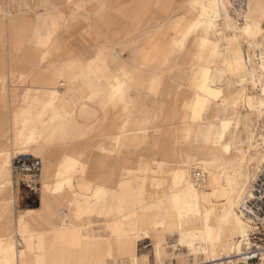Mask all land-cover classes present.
<instances>
[{"label":"bare ground","instance_id":"6f19581e","mask_svg":"<svg viewBox=\"0 0 264 264\" xmlns=\"http://www.w3.org/2000/svg\"><path fill=\"white\" fill-rule=\"evenodd\" d=\"M17 6L14 0H0V41H6L9 55L7 67L0 66V89L7 82L14 84V73L25 74L29 81L19 116L12 115L9 127L0 116V264H15L16 258L25 264H106L115 257L118 264L120 258L123 264H134L129 255L135 242L154 239L158 247L164 235L176 236L188 253L203 256L204 264H239L240 243L235 240L246 237L251 227L242 215L245 200L239 206L242 214L237 203L256 158L250 156L227 174L228 163L214 144L215 130L204 126L202 114L222 94L216 86L222 73L240 79L249 76L254 87L259 83L235 42L245 41L252 30L255 47H264V0L247 1L245 13L237 17L246 26L243 32L229 19L226 0H145L136 5L133 0H38L39 8L26 11L23 18L20 12H12ZM89 7L101 14L113 8L170 9L146 19L117 15L103 27L102 47L94 45L92 52L79 51L63 65L54 64L53 36L65 21L61 8L75 13ZM178 11L184 13L178 16ZM231 28L236 30L235 37L227 39L225 32ZM193 38L197 50L188 62L192 75L187 81L195 94L185 99L178 116H163L160 104L150 110L143 107L140 90L159 99L170 97L163 94L156 74L163 72L165 62L176 53L184 54ZM113 53L127 54L129 62L117 63ZM144 71L148 77L141 76ZM72 85L87 93L86 99L74 103L72 113L59 112L55 100ZM9 95L1 93L2 104ZM238 96L231 104L234 111L239 105L250 106L243 89ZM225 106L216 107L214 113L226 112ZM175 120L180 124L176 130L149 137V129L156 124ZM225 123L218 129L219 139L227 128ZM91 133L107 138L96 146L99 153L93 157L95 145L84 141ZM149 138L151 157L159 151L160 160L137 158V165H128L126 171L140 175L119 181L117 156L129 149L134 156L148 145ZM258 147L264 149V143ZM193 153L197 156L194 164L190 160ZM259 155L257 161L264 158V150ZM26 157L42 163V213L47 217L54 211L47 198L59 200L65 220L61 229L47 225L44 232L26 235L18 227L14 235H1L3 222L12 223L11 161ZM169 158L177 166L166 171ZM71 216L75 220L110 219V237L89 244L79 237ZM195 223H199L196 233ZM14 237L36 244L16 254L10 243ZM76 239L77 244L73 243ZM223 250L228 255L224 259L219 257ZM122 251L128 256L119 257Z\"/></svg>","mask_w":264,"mask_h":264},{"label":"rangeland","instance_id":"374dc122","mask_svg":"<svg viewBox=\"0 0 264 264\" xmlns=\"http://www.w3.org/2000/svg\"><path fill=\"white\" fill-rule=\"evenodd\" d=\"M14 1L16 4L18 3V6L14 8L12 12H20L22 18L25 17L24 13H27L30 9L36 10L39 8L38 0H20V2L19 0ZM144 1L145 0H133V3L136 5ZM162 1L168 2L170 0ZM226 1L227 15L229 19L232 21V24L235 26L237 31L243 32L246 29V26L243 22L239 21L237 17H239V14L245 13V7L248 0ZM167 9L170 8H113L101 14L93 10L92 7L79 9L75 13H71V11H68L67 8H61V11L65 15V21L61 28L53 36L52 43L57 48L53 53V62L54 64L61 66L63 65L64 61L70 60L73 57V54L76 55L79 51L82 53L85 51L92 52L94 45H97L98 48L102 47L103 38L101 32L103 27L105 25H109L110 20L114 19L117 15L135 14L137 15L135 18L142 16L146 19L151 17L153 14H156V12L163 13V11H166ZM183 13V11H178L177 14L178 16H181ZM217 21L218 24H221V15ZM234 30V28L227 29L225 32V37L227 39L234 38L236 34V30ZM248 36L249 38H247L245 41L236 40L235 43L238 44L248 70L252 69L255 71L256 78H259V83H257V86L254 87L250 83L249 76L244 78L242 77L240 79L232 77L227 73H222L216 84L217 88L221 89L222 94L219 99L212 102L210 107L211 110L209 112H203L202 114V119L205 122L204 126L213 127L217 136L219 135L218 129H220L221 123L226 122V130L224 133H222L220 139L215 135L216 141H214V144L221 150V159L228 163L226 169L227 174H231L239 164H242L250 156L256 158V160H254L249 167L251 171V177L249 183L246 186L244 195H242L237 203L238 213H241L239 211V206L244 202V200L251 197V188L253 182L256 180L259 172L264 167V158L260 161H257V158L260 156L259 154H261L264 150L258 147V144L264 143V71L263 74L259 76V67L263 62L264 47L261 49L255 47L257 40L255 34L252 33V30L248 32ZM187 47L188 49L184 54L178 52L172 58L168 59L165 62L163 72L156 74L157 79L162 84L163 94L169 95L170 97L168 99H159L149 95L144 90H140L139 93L143 99V107L150 110L152 109L153 105L160 104L163 107V116L167 114L178 116L185 99L195 94L194 89L189 85L187 79L192 75V69L190 68L188 62L197 50L196 39H190ZM113 55L118 57L117 63L121 61L125 63L129 62V56L127 54H123V56H121L113 53ZM8 59L9 55L6 41H0V66L7 67ZM114 66H116V63L112 64V67ZM146 73L147 72L141 76L148 77L149 75ZM13 80L15 81L14 84L9 85L10 82H7V84L5 83L0 89V96L1 93H10L9 97L6 98L7 101L5 103L2 104L0 101V116L4 119L7 127L10 125L12 115L15 117L19 116L18 108L22 104V97L27 93V91H29V81L25 74L14 73ZM242 89L244 90L245 100L250 102V106L247 104L244 106L239 105L234 111L231 104L239 97V91ZM130 95H133V92H131ZM86 96L87 93H84L82 89H77L76 86L72 85L71 89H65V92L63 91L58 94L54 106L59 112L72 113L74 110V103L85 101ZM225 104L226 112L221 111L218 115H216L214 113L215 108ZM179 126L180 124L178 120L172 121L170 123L156 124L153 128L149 129V137L154 138V136H156L155 134L157 133L163 134L166 131L176 130ZM105 136L109 137L110 134H106ZM150 138L147 143L148 145H145L141 149L137 150L134 156L132 155L133 151L129 149L118 155L117 158L115 157L120 169L119 181L125 182L135 176L140 175L136 172L129 173L126 171V167H128V165H130L132 168L137 165V158L143 160H150L153 158L151 157V151L149 150L151 142ZM105 139L107 138L104 136L98 137L96 133H91L84 139V141L89 145H95V147L91 150V157L99 153V150L96 148V146L107 142ZM99 142H101V144ZM174 146L176 149L175 152H177L178 146H176V144ZM10 154L12 155V152ZM155 154L156 155L153 159L155 161L160 160V152L156 151ZM190 157L191 163L194 164L197 156H195L193 153ZM26 159L32 158L26 157ZM169 159H167L168 162L165 164L166 171H169L170 169H173L177 166L175 159ZM37 160L39 162L41 161L40 159ZM14 161V159L11 161L12 186L10 188L14 197V201L11 205L12 225L2 228V230L9 229L3 233L6 236H10V234L14 235L12 227H14L15 221L19 217L23 216L28 218L30 215H35L38 213L40 209V172H38L36 175H33L29 172H23L22 170L15 169ZM40 165L42 166V163H40ZM54 216L56 225L61 223V219H64L60 212H56ZM243 218L251 227L248 232H251L254 228L251 225L252 221L245 218L244 215ZM109 221L110 219L105 217L95 216L80 219V233L83 235H90L91 237H106L109 233ZM3 223L5 224V222ZM198 225L199 223H197V225L196 223L193 225L192 228L194 233H196V230H198ZM14 239L16 247L21 249L23 243L20 242V238L14 237ZM150 240L153 244H156L157 242L154 239ZM152 243L149 241L141 242L138 244L137 250L138 254L147 255L149 264L151 261L153 264H155ZM159 247H163L165 252V255L162 257L163 263L165 260H171L176 264H180L178 257L181 256L183 250L186 251L188 256H191L187 258L186 264H204L205 258L203 256L194 257L193 255H190V253L187 252V249H184L178 245L176 236H162ZM227 256L226 250L221 251L219 254V257H222L223 259Z\"/></svg>","mask_w":264,"mask_h":264},{"label":"crops","instance_id":"0c3cea01","mask_svg":"<svg viewBox=\"0 0 264 264\" xmlns=\"http://www.w3.org/2000/svg\"><path fill=\"white\" fill-rule=\"evenodd\" d=\"M14 199V197H13ZM39 201H40V209H39V212L36 213L35 215H30L28 218H25V217H21V222L20 224H18L19 222V219L20 217L15 221L14 223V227H12V230L15 231L18 227H20V229L26 234V235H29V234H37V233H41V232H44L45 230H47V225L51 226V227H55V228H58V229H61L62 228V225H63V222L65 220L64 216L63 218L64 219H61V223H59L58 225H56V220H55V213L56 212H60L62 211V208L60 206V201L59 200H52V199H48L47 198V201L49 202V204L51 206L54 207V211L50 213L49 216L45 217L44 214L42 213V207H41V197H39ZM63 215V214H62ZM96 217V216H95ZM60 219V218H59ZM72 222L75 223V225L78 227L79 229V237H84L87 239V241L89 242V244H92L95 242V241H103L107 238L110 237V234L108 233V235L106 237H96V236H93L91 237L90 235H83L82 233H80V225H79V220H75L72 216L71 218H69ZM12 225V223H11ZM5 226H10L8 225L7 223L4 224L3 228ZM6 230H9V229H4L2 230V234L4 233V231ZM109 232V231H108ZM5 235V234H4ZM11 236V235H10ZM170 236H174V235H170ZM240 239V238H239ZM239 239H236L237 240V243L239 242ZM144 241H149L152 243V241L150 239H143V240H138L137 242H135V244L132 246V249H131V253L129 256H131L133 259H134V264H149V259L147 257V255L145 254H138L137 253V250H138V244L141 243V242H144ZM165 241V239H164ZM163 241V242H164ZM20 242H22V240L20 239ZM79 242L78 239L74 240L73 243L77 244ZM162 242V243H163ZM10 243H11V246L13 247V251L14 253L16 254H20L21 252H27V248L28 247H33L35 246V240L25 244L23 243L21 249H18L16 247V243H15V239H12L10 240ZM178 243V241H177ZM153 254H154V262L155 264H176L175 262L173 261H169V260H165L164 263H163V259L162 257L165 255V252L163 250V247H156L155 244H153ZM179 246H181L179 243H178ZM183 247L184 249H186L184 246H181ZM182 254L179 258L180 260V264H186V260L187 258L191 257V256H188V254L186 253V251H183L182 250ZM188 252V251H187ZM190 255H193L194 257H197V256H201V255H196V254H190ZM119 257H127L128 254L126 255V253H124L123 251L119 253L118 255ZM121 259V260H120ZM119 259V264H123L124 263V259L123 258H120ZM194 260V259H193ZM205 263V261H204ZM15 264H25L22 260L16 258L15 259ZM106 264H118L117 263V257L115 258H109L106 260ZM150 264H153V262L151 261ZM194 264V263H192Z\"/></svg>","mask_w":264,"mask_h":264},{"label":"built area","instance_id":"2783aa9c","mask_svg":"<svg viewBox=\"0 0 264 264\" xmlns=\"http://www.w3.org/2000/svg\"><path fill=\"white\" fill-rule=\"evenodd\" d=\"M15 169L36 175L40 172L37 159L16 158ZM250 199H246L241 207L245 218L252 221L254 227L248 235L239 239V264H264V167L259 172L251 188Z\"/></svg>","mask_w":264,"mask_h":264}]
</instances>
